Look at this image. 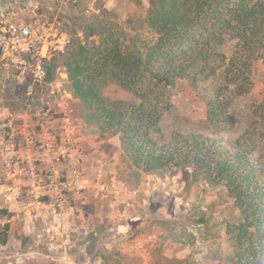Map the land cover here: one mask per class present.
<instances>
[{"label": "rangeland", "instance_id": "rangeland-1", "mask_svg": "<svg viewBox=\"0 0 264 264\" xmlns=\"http://www.w3.org/2000/svg\"><path fill=\"white\" fill-rule=\"evenodd\" d=\"M31 1L40 3L42 14L59 15L64 20L69 41L76 31L85 36V29H80V26L86 27L94 23L93 18L82 15L79 6H71L61 0ZM103 3L104 7L98 19L103 21L107 28L114 30L113 33L120 41L127 44L130 34L135 30L140 36V39L136 40L138 44L140 40L151 38L144 21L148 0H105ZM9 4L8 1L0 0V15L10 9ZM233 43V40L227 39L219 46V50L227 53ZM185 48L186 43L182 45V49ZM60 54H56L59 57L55 58L57 67L53 81L44 83L31 92L27 89L23 91L22 80L17 81L18 65L0 58V71L4 72V77L0 78V92L8 96L13 104H17L12 109L14 111H21L19 106L26 107L27 103H30L31 106L48 109V115L57 118L59 108L56 102L64 96V99L68 98L72 108L69 128L73 131L74 138L75 133L82 127V130L96 132L102 139L115 140V146H119V156L115 163L117 176L114 177V184L111 181H101L104 172L112 164V159L101 153L96 158L93 173L88 175L95 185L87 188L100 195L103 193L98 189V183L107 188L104 217L110 226L109 223L107 227L104 226L103 232H99L98 237L94 239L92 247L95 253L82 254L76 245H71L78 242L75 235L80 233L75 230V226L58 227L56 223L48 233L43 231L45 236L34 245L40 248L41 253L27 257L26 254L10 252L12 245H6L0 249V264H233L235 250L230 228L240 222L241 215L223 186L205 182L191 166L149 171L132 163L121 148L120 132L114 131L116 127H109L102 118L90 116L92 112L96 116H99V113L94 107L84 105L77 96H73L69 86V71L64 66L63 55ZM263 77L264 58H259L251 67L250 93L236 98L229 109L234 116V124L224 122L218 132L212 131L205 123L206 102L214 92V84L210 79L182 78L176 79L171 85L156 87L152 98L158 102L155 107L161 109V112L155 125L151 127L150 138L161 141L171 133H204L215 138L225 154H232L236 150L234 138L242 133L245 126L249 112L248 104L262 97ZM100 91L105 99L140 102V98L133 92L114 81L103 83ZM155 107L152 106L153 109ZM59 126L51 128L56 136H62L64 133L61 122ZM250 137L256 141V147L248 154L247 162L264 186V136ZM78 153L80 156L79 146ZM100 160L103 161V170L98 174L96 168ZM85 171L87 173L86 168ZM107 174L112 178L111 173ZM72 195L73 192L68 193L67 204ZM148 218L150 221L156 218V221L154 225L150 224L152 227L149 229V236L143 237V230L140 229L147 225ZM100 224L102 226L105 223ZM2 225L0 223V242L4 235ZM62 238L64 243H61ZM55 242L59 245L54 244ZM87 243L84 247H87ZM146 244L151 247L152 254L146 250Z\"/></svg>", "mask_w": 264, "mask_h": 264}, {"label": "trees", "instance_id": "trees-1", "mask_svg": "<svg viewBox=\"0 0 264 264\" xmlns=\"http://www.w3.org/2000/svg\"><path fill=\"white\" fill-rule=\"evenodd\" d=\"M100 15L87 17L94 23L80 26L85 36L74 32L63 54L58 53L68 68L73 96L99 113L90 116L116 127L121 148L135 165L149 171L191 166L205 182L223 186L241 215L230 228L233 264H264V186L247 162L256 147L250 136H264V89L260 100L248 104L244 129L234 138L236 150L230 155L204 133H171L161 141L149 134L161 112L152 98L156 87L182 78L214 84L205 118L212 131L224 122L234 124L231 104L250 93L251 67L264 58V0H148L144 21L151 38L140 44L137 30L125 44ZM227 39L234 43L226 53L219 46ZM57 56L45 64V83L54 79ZM111 81L140 102L103 98L100 87ZM34 84L25 79L21 88L31 85L36 91Z\"/></svg>", "mask_w": 264, "mask_h": 264}, {"label": "built area", "instance_id": "built-area-1", "mask_svg": "<svg viewBox=\"0 0 264 264\" xmlns=\"http://www.w3.org/2000/svg\"><path fill=\"white\" fill-rule=\"evenodd\" d=\"M61 1L79 6L82 15L93 17L101 14L105 0ZM40 9L39 2H20L19 6L5 10L0 15V58L18 65L21 80L28 79L38 86L45 83L46 62L54 54L64 52L69 43L64 20L59 15L46 16ZM56 106L59 108L57 114L64 132L62 136H56L51 128L44 129L43 136H35L38 131L34 127L29 128L28 125L16 123L11 117H7L5 126L9 127V131L5 132L2 155L5 173L10 174L13 167L19 171L17 186L25 181L27 185H23L31 196H48L52 210L57 213L65 210L69 192L79 196L84 189L95 184L85 171L76 140L72 136L73 131L69 128L72 108L68 98L64 99L63 96L56 102ZM38 112L39 116L48 115V109L42 107ZM16 136L21 138L28 150L34 149L38 153L28 157L21 152ZM42 156L47 158V164L39 170L38 164ZM100 161L96 168L98 174L103 170V161ZM22 175L25 180L21 178ZM98 184L100 192L106 195L107 188Z\"/></svg>", "mask_w": 264, "mask_h": 264}, {"label": "crops", "instance_id": "crops-1", "mask_svg": "<svg viewBox=\"0 0 264 264\" xmlns=\"http://www.w3.org/2000/svg\"><path fill=\"white\" fill-rule=\"evenodd\" d=\"M5 1L10 3V8L15 7L19 2H38L31 0ZM16 76L18 79L17 81H21L18 72ZM2 77H4V72L0 71V78ZM27 90L28 92H31V85ZM69 95L71 96V94ZM40 98L42 100V97ZM16 105L17 104L12 103V100H10L8 96H5L0 92V223L1 225L3 224L2 228L4 231V235L2 236L4 242L1 240L0 249L6 245H12V249L10 247V252H16V254L18 253L22 255L26 254L27 257H29V255H34L35 253H41L39 251L40 248L34 245L38 241H41L42 237L45 236L43 231H47L48 233L53 229V225L58 223V227L60 225V227L69 228L73 225L75 226V230L80 232L75 235V239L78 242L76 244H71L76 245L79 252L81 251L82 254H90V252L95 253L92 247L94 243L93 241L98 237L97 234L104 230V226L107 227L109 223L104 217V213H106L107 194L100 195L94 193L90 189H86L83 190L81 197H79L73 192L74 195L70 196L68 204L65 205V210L56 213L51 208V201L48 196L44 195L40 198L31 196L27 187L23 185L25 181H23L21 186H17V176L19 171L15 167L12 168L10 174L5 173L6 168L3 163L2 144L5 132L9 131V127L5 126L7 117H11L16 123H24L28 125L29 128L34 127L38 131L35 136L40 137L43 136L44 129L60 127V120L56 116L51 117L47 114H41V116L37 115L39 113L38 110L40 109L39 106H31L30 103H27V108L19 106L21 111L12 110ZM79 129L78 133L74 132L75 140L78 143L82 164L87 169V174L91 176L96 167V158L102 153L106 158L110 157V159H112V164L107 171L113 176L111 178L107 174L108 172L105 171L101 181H111L114 184V177L117 176L115 174V172H117L115 163L119 156V146H115L116 144L113 138L107 140L102 139L96 132L82 130V127ZM16 142L18 143L20 151L28 157L34 156L38 153L34 149L28 150L26 144L19 136H16ZM46 164L47 158L42 156L38 164V169L41 170V168H45ZM21 178L25 180L23 175ZM25 185L27 184L25 183ZM78 203H80L79 210L77 209ZM155 221L156 218H152L151 221L148 218L147 225L140 229L143 230V237L149 236V229L155 224ZM100 222H104L105 224L101 226ZM151 223L152 225H150ZM65 237L68 238V236ZM61 243H64L63 238ZM86 243L88 244V248L84 247ZM46 244L52 245L50 242H46ZM54 244L59 245L58 242H55ZM146 245V250L148 249V252L152 254L151 247L148 244ZM82 247L85 249L82 250ZM105 247L107 249V246Z\"/></svg>", "mask_w": 264, "mask_h": 264}]
</instances>
